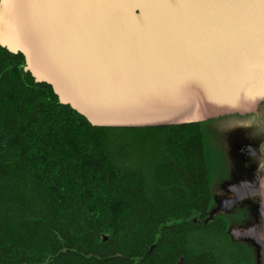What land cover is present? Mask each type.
I'll list each match as a JSON object with an SVG mask.
<instances>
[{
	"label": "trees",
	"instance_id": "trees-1",
	"mask_svg": "<svg viewBox=\"0 0 264 264\" xmlns=\"http://www.w3.org/2000/svg\"><path fill=\"white\" fill-rule=\"evenodd\" d=\"M24 67L0 45V264H257L211 216L224 117L95 126Z\"/></svg>",
	"mask_w": 264,
	"mask_h": 264
},
{
	"label": "water",
	"instance_id": "water-1",
	"mask_svg": "<svg viewBox=\"0 0 264 264\" xmlns=\"http://www.w3.org/2000/svg\"><path fill=\"white\" fill-rule=\"evenodd\" d=\"M0 45L95 126L189 124L264 102V0H0ZM247 197L259 225L230 228L264 264V176Z\"/></svg>",
	"mask_w": 264,
	"mask_h": 264
},
{
	"label": "flooded vegetation",
	"instance_id": "flooded-vegetation-1",
	"mask_svg": "<svg viewBox=\"0 0 264 264\" xmlns=\"http://www.w3.org/2000/svg\"><path fill=\"white\" fill-rule=\"evenodd\" d=\"M239 114H233L227 115V116H221L224 117L223 119H231L238 117ZM241 118H245L244 121L247 122V125L257 130L260 135L257 136L254 139L245 137L244 140H242L240 143H238L236 147V156L240 160L242 166H244V169L242 172L240 170H237L235 166L232 167V171L228 173L227 168L223 172L219 174V183L220 186L226 190L227 195L225 198L220 201V204H223L228 199L235 196L234 187L238 186L242 183H247L250 187H256L259 185L260 179L264 176V102L259 106L257 112L246 114V115H239ZM212 127V125H211ZM213 134V140L216 143L215 134ZM217 145V143H216ZM254 155L255 159L257 161L249 162L251 159L250 156ZM254 160V159H253ZM249 162V163H248ZM237 164V163H236ZM259 164V166H258ZM223 172V173H222ZM214 187V184H213ZM250 196V195H249ZM261 200L260 195H252L247 200L241 199L234 205H232L230 208L222 209L218 213H226L227 211L234 210V214H231L232 212H228L230 216H232L234 219L235 217H239L241 214L246 215L249 214V211H245L246 204H250L249 206L253 207V203L256 201ZM248 206V207H249ZM229 209V210H228ZM245 211V212H244Z\"/></svg>",
	"mask_w": 264,
	"mask_h": 264
},
{
	"label": "rangeland",
	"instance_id": "rangeland-1",
	"mask_svg": "<svg viewBox=\"0 0 264 264\" xmlns=\"http://www.w3.org/2000/svg\"><path fill=\"white\" fill-rule=\"evenodd\" d=\"M244 120H245V118H241L238 116V117L231 118V119H220V120H218L212 124V127H211L212 140L211 141L215 145V148H217L219 150L220 158L222 157V163H223V169H224L223 172L227 168L228 173H230L232 171V167L235 166V168H236V165H237V170H240V172H242L244 169V166H242L240 160L237 158V156L235 154V153H237L236 147H237L238 143H240L242 140H244L245 137L254 139L260 135V133L257 130L250 128L247 125V122ZM212 132H214V134H215V139L217 140L216 141L217 145L213 140ZM250 157L251 158H249V159H251V160L249 162L252 163L254 161H257L254 158L255 157L254 155H252ZM215 163H216V159H215ZM258 166H259V164H258ZM218 178H219V174L217 175V177L215 178V181H214L213 191L215 193L216 201H215V206L212 207L213 210L216 209L220 205L219 202L220 201L222 202V200L227 195L226 190H224L220 186ZM250 196H252V195H250ZM250 196L248 195L247 197H245L243 199L247 200ZM262 208H263V201H262V199L261 200L258 199V201L253 203V209H254L253 212H249V214L241 216V221H242L241 223H238L236 221V218L234 219L231 216L232 223H231L230 228H234V227H241L242 228V227H245L247 225H256V226L259 225L262 222V217H261ZM228 212H232L231 214L235 213L233 209L230 211H227L226 213H228ZM248 240H250V239H248ZM253 244L255 245V248H256V257H257V263H258V261H259V255H258L259 248L256 246V244L254 242H253Z\"/></svg>",
	"mask_w": 264,
	"mask_h": 264
}]
</instances>
